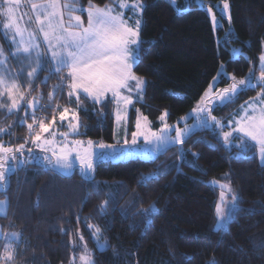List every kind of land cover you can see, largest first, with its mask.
<instances>
[{
	"label": "trees",
	"instance_id": "obj_1",
	"mask_svg": "<svg viewBox=\"0 0 264 264\" xmlns=\"http://www.w3.org/2000/svg\"><path fill=\"white\" fill-rule=\"evenodd\" d=\"M88 2L79 0V5L86 8ZM142 2V51L133 71L147 83L143 101L130 108V129L138 113L154 120L166 110L169 121L175 122L200 102L218 73L216 86L222 89L233 82L232 76L248 77L253 67L257 72L264 0H228L231 23L227 16L220 18L222 0H188L189 8L182 10L169 0ZM209 5L219 21L215 29ZM55 80L39 79L34 89L43 87L46 96ZM259 91H239L233 102L216 105L212 115L226 120ZM67 93L66 85L56 90L49 109H77L80 136L111 142V101L101 107L81 95L78 107ZM7 122L11 128L4 137L11 145L13 140L22 144L30 132L25 122L0 110V124ZM178 149L186 156L184 163L176 159ZM224 177L240 197L238 211L226 231H214L218 192L209 181ZM5 198L9 210L0 216V225L20 233L12 245L15 264H78L85 245L92 264H209L213 258L217 264H264V167L254 147L237 157L236 149H225L213 128L196 130L183 145L149 159L98 160L91 179H83L78 169L64 176L44 165H28L10 174L8 187L0 190V199ZM104 201L108 203L101 212ZM150 205L154 210L146 223L143 209ZM89 224L100 228L106 249L98 247ZM170 244L175 255L168 251Z\"/></svg>",
	"mask_w": 264,
	"mask_h": 264
},
{
	"label": "snow or ice",
	"instance_id": "obj_2",
	"mask_svg": "<svg viewBox=\"0 0 264 264\" xmlns=\"http://www.w3.org/2000/svg\"><path fill=\"white\" fill-rule=\"evenodd\" d=\"M223 8L221 10V19L227 16L229 23H231L230 5L228 0H222ZM30 5L31 14L27 11L21 16H28V24L21 27L19 21L15 18V13L18 6L21 5V0H3V4L7 5L0 15H6L8 22L3 24V29L14 32L10 37L12 50L6 52L3 46H0V87L8 92V98L11 100V105L8 107V112L20 108L13 90L19 91L17 84V77H12L11 69L9 68L10 57L19 60L27 61L29 70L28 87L32 88L35 81L39 78V72L44 71V63L47 60L48 75L41 83H46L47 80L56 78L58 80L54 89L49 92V100L55 98L56 90L63 91L66 85L68 89L69 98L75 96L77 106L82 103L83 97L80 93L86 95L95 105L104 107V98L106 94L110 93L113 101L119 107L124 105L125 109L128 105L133 104V96L131 94H123L122 89L127 93L135 92L139 98H143L146 89V79L143 76L137 75L133 69L139 62L141 55V27L143 24L142 18L135 20V25L129 24L130 18H125L123 9L130 8L134 13L143 10L142 0H119L118 11L114 4L108 3L103 6L94 3V0H89L87 9L79 7V0H27ZM169 3L175 5V0H169ZM16 5L17 7H13ZM219 7V5H217ZM87 12V22L82 19L80 12ZM207 12L210 16L213 28L219 23L217 14L214 13L213 7L209 5ZM34 16V21H33ZM34 23L35 27L29 25ZM43 37L44 44L47 48H43L38 37ZM16 37H19L17 39ZM239 52V50H237ZM50 53V59L48 54ZM242 54V53H241ZM260 60V76L258 80L253 83L251 75L253 70L250 69V75L243 79L237 80L235 76L231 79L234 81L229 87L223 90L213 91L214 85L210 84L209 89L205 91L204 96L201 97L203 106L197 105L192 111L196 114L195 123L193 125H185L184 128L176 127L175 137L169 135L170 126L165 123L163 128L160 129L159 134L156 132H146L141 129L139 120L137 121V132L132 134V144L137 143V136L143 135L144 144L147 146V153L155 155L162 151H166L170 145L180 144L183 145L187 139L195 133L196 130H203L212 128L213 125L216 129H220L219 136L223 139V146L227 150L236 149L237 157L246 156L247 152L253 147L256 148L259 162L264 167V54L259 56ZM223 68V65H221ZM23 67L20 72H23ZM66 71V75H65ZM213 77L216 80L220 77ZM8 77H11V84L8 83ZM130 81H135L133 89ZM260 88V92L256 97L251 98L252 103H248L247 107H243V115L234 121V125L230 122V130L225 131L221 121L212 115L216 106V101H219L220 106H226L233 102L234 97L239 91L243 89ZM4 92L0 91V96ZM215 96V101L212 97ZM20 100H24V94H20ZM38 101L29 102V107H35ZM211 104L212 107H208ZM6 105L0 103V108ZM68 109L65 108L61 113V119L65 118V113ZM139 111V110H137ZM207 113V115H205ZM107 115V113H103ZM160 116V120L164 121L165 116ZM27 118V114L26 117ZM120 114L117 112V119L119 120ZM72 119L76 123L70 125L72 133H77L79 128V120L74 113ZM147 120V117H144ZM181 119H185L181 117ZM54 122V119H53ZM36 123L33 114V123L28 124V129H33V124ZM51 125H45L43 120L40 121L41 131L47 132ZM6 128L0 127V133H5ZM67 140L68 134H62ZM39 134L32 137V143L45 153L43 157L32 153V149H27L28 155L25 156V144H19L15 148L4 146L0 144V189L8 187L10 179L9 174H15L18 171L25 169L28 165H44L53 170H60L67 173L73 170L74 160L79 161V168L83 179H90V174L94 171L95 160L97 154L95 152H83L78 150L80 141L74 140L72 145L64 144L59 152L52 151L51 156L47 155L49 149L45 147L46 144H51L52 141L44 140L41 143ZM238 141L237 143H233ZM27 143V141H25ZM127 143V141H125ZM89 148L92 147V142H88ZM98 147L103 150L112 147L100 143ZM19 153V156L16 154ZM73 153L75 156L73 157ZM106 152L101 151L99 158H104ZM194 157L198 153H192ZM176 159L181 163L186 161L185 154L178 149ZM179 170V165L176 166ZM158 176L157 174H154ZM228 175L227 173L225 174ZM213 185L219 183L215 179L211 182ZM220 201L216 205V227L214 231H226L227 224L230 218L234 217L238 211V204L240 197L238 193L232 188L231 183L220 184ZM230 194L231 203L225 208L224 202L226 195ZM108 201L100 204L101 212L104 211ZM154 210V206L150 205L148 208L143 209L145 222L147 217ZM7 214V200H0V215ZM90 229L94 228L92 233L93 238L97 241V245L101 249H106L107 240L100 243L101 230L92 224H89ZM63 232L64 229H61ZM12 241H18L20 233L13 232L10 234ZM8 239V236L4 237ZM80 239L84 237L81 235ZM169 253L175 255L174 248L170 244L168 248ZM17 253L12 248V243L9 242L4 247V252L0 254V262L2 264H15ZM80 260L84 264H92L91 253L87 252L85 245V252L81 254ZM209 264H217L213 258Z\"/></svg>",
	"mask_w": 264,
	"mask_h": 264
},
{
	"label": "rangeland",
	"instance_id": "obj_3",
	"mask_svg": "<svg viewBox=\"0 0 264 264\" xmlns=\"http://www.w3.org/2000/svg\"><path fill=\"white\" fill-rule=\"evenodd\" d=\"M188 0H175V7L182 10V7H185L186 9L189 8V5L187 3ZM111 4H114L117 8L118 11H121L118 7V3L119 0H111L110 1ZM79 7H81L80 5H78ZM7 7V5L3 4V0H0V12H3L4 9ZM13 7H17L16 5H13ZM223 8V2H221V10ZM83 9H87L83 8ZM25 11H27L29 14H31V8L30 5L27 3V0H21V5L18 6V10L15 13V18L17 21H19L20 26L23 27L26 24H28V16H21L22 13H24ZM122 11H124L125 13V18H130L129 19V24L134 26L135 25V20L137 18H142V11L141 12H137L134 13L132 10H130V8H126L123 9ZM85 13L82 14L83 12L77 13L80 14L82 16L83 21L87 22V12L84 11ZM33 21H34V16H33ZM8 22L6 15H0V32L2 34V38H0V46H3L6 52H9L12 50V45H11V39L10 37L14 35V32L11 31H7L3 29V24ZM30 27H35L34 23L29 25ZM17 39H19V37H16ZM41 45L43 46V48H47V45L44 44L43 42V37L39 36L38 37ZM261 54H264V42L262 43V49L261 52L258 54V62H257V72L255 71V68L253 67L252 70V75H251V80L253 83H255L259 76H260V60H259V56ZM50 53L48 54V59H50ZM23 67L24 71L20 72V69ZM9 68L11 69V75L12 77H17V73H19V76L17 77V84L19 86V91L17 92L15 89L13 90L14 95L18 101V103L20 104V108L18 110H14L11 113H15L16 114V120L20 121V122H25L26 126L28 124L33 123V114L35 116L36 119V123L33 124V129L29 132V135L27 137H23L24 140V144H25V156L28 155L27 153V149L31 148L32 149V153L35 155H38L40 157H43V155H45V153L41 152L39 148L36 147L35 144L32 143V137L36 136L37 134L40 135L41 137V141H39L38 143L43 142L44 140H49L52 141L51 144H46L45 147L49 149L47 155L51 156L52 151H56L59 152L60 148L64 145V144H68V145H72V142L74 140H78L81 142V144L78 146V150L83 152L84 150H87L88 152H95L97 154V158L95 160V164L98 160H111V161H117V160H126L129 158H135V157H140L142 159H149L151 157H153L154 155H149L147 153V146L144 144V137L143 135H139L137 136V143L136 144H132V139L133 136L132 134L134 132H137L138 129L136 127L137 125V121L139 120L140 125H141V129L143 131L146 132H156L157 134H159L160 129L163 128L164 124L167 123L170 126V131H169V135H171L172 137H175L176 133H175V128L179 127V128H184V126L187 125H193L195 123V119H196V114L193 113V109L197 107L198 104H200L201 106H203V102L200 100V102H198L195 107L186 115H183L181 117H184L185 119H181L178 118L175 122H170L169 121V117H168V112L166 110L161 111L160 113H158L157 117L154 120H151L150 118H148L146 115H143L141 113H138L136 115V119L133 123V127L132 129L129 128V112H130V108L132 107V105L134 104V102L136 101H143V98H139L135 95V92L133 91L132 93H127L125 92L123 89L121 90L123 94H131L133 96V104L132 105H128L127 108L125 109L124 105L121 104L119 107L117 106V104L113 101V98L111 96L110 93L106 94L105 98H104V103L105 101H111L112 103V115L114 118V127H113V134H112V141L111 142H107L103 139H91V138H87V137H83L80 136V134H82V130H81V121L79 118V114H78V110L77 109H72V108H67L68 111L67 113H65V118L62 120L61 119V113L64 112V109L62 111H58L55 109L50 110L48 106H51V102L49 100V96L47 93V95L45 96V90L43 87L37 85V89L35 90V85L38 82V80L40 79V81H44L45 77L48 75L47 72V68H48V62L47 60L44 63V71H40L39 72V78L35 81V83L33 84L32 88L28 87L27 81H28V76H27V71L29 70V67L27 65V61H19V60H15L13 58L10 57L9 59ZM222 67H220V71H222ZM65 75H66V71H65ZM250 75V73H249ZM42 77V78H40ZM8 83L11 84L12 80L11 77H8ZM218 79L214 80L211 84L214 85L213 91L216 90H223L222 89H217L216 83H217ZM234 82V81H233ZM233 82H230L231 84ZM58 80L56 79L53 84H51V86H55L57 85ZM133 89L135 87V81H130L129 82ZM230 84V85H231ZM229 87V86H228ZM226 88V87H225ZM209 89V88H208ZM207 89V90H208ZM0 91H3L4 94L3 96H0V103H3L4 105H6V107L4 108H0V110L3 109H7L8 112V107L11 105V100H9L8 98V92L5 91L2 87H0ZM260 92V91H259ZM205 93V92H204ZM20 94H24L25 99L24 100H20ZM80 95H83L86 97L85 94L80 93ZM204 96V94H203ZM257 96V94L255 95V97ZM69 97V96H68ZM72 98V97H71ZM73 98H76L75 96H73ZM212 100L215 101V96L212 97ZM38 101V104H35V107H29V102H35ZM248 103H252V100H248ZM57 105V104H56ZM216 105H219V101H216ZM208 107H212L211 104L208 105ZM243 107H247L246 102L244 104H242L234 113H232V115L229 116V118H227L226 120L223 119H217L219 121H221V123L223 125H225L224 130L228 131L230 130V122H232V125H234V121L236 119H239L244 113H243ZM56 109H58V107L56 106ZM119 111L120 114V119H117V112ZM55 112V113H54ZM9 113V112H8ZM51 113V114H49ZM76 114L79 120V128H78V132L77 133H72L71 129H70V125L72 123H76V121H74L72 119L73 114ZM165 113H167V115L165 116V120L161 121L159 118L161 115H164ZM19 114L22 116L21 118H19ZM30 117L32 121L27 120L25 117ZM205 115H207V113H205ZM144 117H147V120L144 119ZM54 119V122H53ZM43 120V122L45 123V125H51L49 127V130L47 132H43L41 131L40 128V121ZM1 127H4L7 129V131L5 133H0V144H3L4 146L7 147H12L15 148L16 146H18L19 144L16 143V140H13V144L11 145V141L9 138H5L4 136L6 134L9 133V129L11 128L10 125H8V122L5 124H0ZM28 128V126H27ZM215 131L216 137L223 143V139L222 137L219 136V132L220 129H216L213 125L212 127ZM67 133L68 134V138L67 140H65L64 136L62 134ZM25 141H27V143H25ZM91 141L92 142V147L89 148L88 146V142ZM125 141H127V143H125ZM238 141H234L233 143H237ZM100 143H103L105 145H111L112 147L110 148H106L101 150L98 145ZM180 146V144H173L170 145L171 146ZM255 148V147H254ZM256 149V148H255ZM101 151H104L107 153V155L104 158H99V154ZM256 154L258 157V153L256 150ZM17 156H19V153L16 154ZM75 156V153H73V157ZM258 161H259V157H258ZM260 163V162H259ZM95 167V165H94ZM76 169H78L80 171L79 168V161L74 160V168L72 171L64 173L61 172L60 170H54L56 172H59L62 175H71ZM81 173V171H80ZM10 175V174H9ZM150 175L146 176L149 177ZM90 177H94V171L90 174ZM90 178V179H91ZM213 180H210L209 183L214 186L217 189L218 192V202L220 201V184H227L229 183L227 177H224L222 180H216L219 183L213 185L211 182ZM0 190H4V189H0ZM231 203L230 201V194L226 195V199L224 202L225 208L227 210V206ZM216 227V226H215ZM13 233L11 230L7 229L5 231L2 230V227L0 225V254H2L4 252V247L6 244H8L9 242H11L13 244V241L11 240L10 234ZM8 236V239H5L4 237ZM101 241V240H100ZM97 243V241H96ZM101 243V242H100ZM85 252V249H83L82 253L83 254ZM88 252V251H87ZM81 256V255H80ZM92 262V259H91ZM0 264H2V262H0ZM78 264H84V262H82L80 260V257H78Z\"/></svg>",
	"mask_w": 264,
	"mask_h": 264
},
{
	"label": "crops",
	"instance_id": "obj_4",
	"mask_svg": "<svg viewBox=\"0 0 264 264\" xmlns=\"http://www.w3.org/2000/svg\"><path fill=\"white\" fill-rule=\"evenodd\" d=\"M249 100H250V99H249ZM247 101H248V100H247ZM247 101H246V102H247ZM244 103H245V102H244ZM244 103H243V104H244ZM240 106H241V105H240ZM5 199L7 200V214H8V210H9V201H8L7 198H5ZM5 199H0V200H5ZM7 214H6V215H7ZM6 215H0V216H6ZM2 230L5 231V230H7V228H5V229L2 228ZM12 232H13V231H12ZM13 242H14V241H13ZM12 245H13V244H12Z\"/></svg>",
	"mask_w": 264,
	"mask_h": 264
},
{
	"label": "water",
	"instance_id": "obj_5",
	"mask_svg": "<svg viewBox=\"0 0 264 264\" xmlns=\"http://www.w3.org/2000/svg\"><path fill=\"white\" fill-rule=\"evenodd\" d=\"M168 148H169V147H168ZM168 148H167V150H168ZM167 150H166V151H167ZM166 151H162V152H160V153H157V154H155V156L161 155V154L165 153Z\"/></svg>",
	"mask_w": 264,
	"mask_h": 264
}]
</instances>
